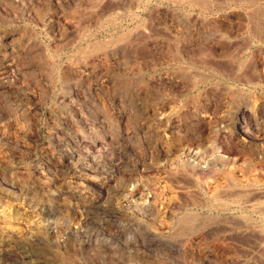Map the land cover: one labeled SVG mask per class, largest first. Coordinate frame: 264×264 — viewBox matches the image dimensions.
<instances>
[{
	"label": "rangeland",
	"instance_id": "374dc122",
	"mask_svg": "<svg viewBox=\"0 0 264 264\" xmlns=\"http://www.w3.org/2000/svg\"><path fill=\"white\" fill-rule=\"evenodd\" d=\"M0 264H264V0H0Z\"/></svg>",
	"mask_w": 264,
	"mask_h": 264
},
{
	"label": "bare ground",
	"instance_id": "6f19581e",
	"mask_svg": "<svg viewBox=\"0 0 264 264\" xmlns=\"http://www.w3.org/2000/svg\"><path fill=\"white\" fill-rule=\"evenodd\" d=\"M210 147H211V146H210ZM211 148H212V147H211ZM211 148H210V149H211ZM194 155H195L196 157H199V152H197V150H196V152H194ZM180 156H181V155H180ZM222 159H223V158H222ZM180 160H181V159H180ZM180 160H179V161H180ZM181 163H182V162H181ZM213 163H214V162H213ZM171 164H172V163H171ZM182 164H183V163H182ZM230 165H232V164H230ZM183 166H184V165H183ZM207 166H208V165H207ZM172 167H173V166H172ZM197 167H198V166H197ZM213 167H214V166H213ZM221 168H222V167H221ZM202 169H203V168H202ZM210 169H211V168L208 169L209 172H211ZM217 169H218V168H217ZM203 170H204V169H203ZM205 170H206V169H205ZM205 170H204V171H205ZM211 170H212V169H211ZM183 171H184V170H183ZM206 171H207V170H206ZM212 171H213V170H212ZM215 171H216V170H214L212 173H214ZM202 175H203V174H202ZM208 175H209V174H208ZM210 175H211V173H210ZM217 175H218V174H217ZM230 176H231V175H230ZM206 182H208V181H206ZM219 184H220V183H219ZM232 185H233V184H232ZM224 186H225V185H224ZM238 187H239V186H238ZM245 188H246V187H245ZM249 189H250V188H249ZM255 189H256V188H255ZM260 189H261V188H260ZM214 190H216V189H214ZM147 193H148V192H147ZM225 193H226V192H225ZM227 193H228V192H227ZM262 193H263V192H262ZM213 194H214V193H213ZM153 195H155V194H153ZM141 196H142V195H141ZM150 196H151V195H150ZM157 196H158V195H157ZM220 196H221V195H220ZM151 198H152V199H155L156 197L151 196ZM151 198H150V199H151ZM156 199H157V198H156ZM156 199H155V200H156ZM155 200H154V201H155ZM243 201H244V200H243ZM146 202H147V201H146ZM154 203H155V202H154ZM237 203H238V202H237ZM157 204H158V203H157ZM149 205L151 206V204H149ZM147 208H148V207H147ZM147 208H146V209H147ZM150 209H151V208H150ZM148 210H149V209H148ZM150 211H151V210H150Z\"/></svg>",
	"mask_w": 264,
	"mask_h": 264
}]
</instances>
